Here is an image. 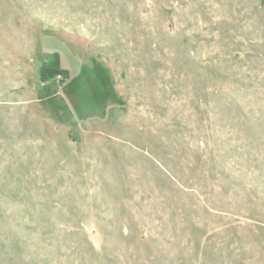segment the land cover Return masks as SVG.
I'll list each match as a JSON object with an SVG mask.
<instances>
[{"label":"rangeland","instance_id":"obj_1","mask_svg":"<svg viewBox=\"0 0 264 264\" xmlns=\"http://www.w3.org/2000/svg\"><path fill=\"white\" fill-rule=\"evenodd\" d=\"M0 264H264V0H0Z\"/></svg>","mask_w":264,"mask_h":264},{"label":"trees","instance_id":"obj_2","mask_svg":"<svg viewBox=\"0 0 264 264\" xmlns=\"http://www.w3.org/2000/svg\"><path fill=\"white\" fill-rule=\"evenodd\" d=\"M56 73H58L59 75L61 74V76H63L65 74V72L63 70H61V69H59V71H57ZM41 77H42V79L46 77L45 76V69H43V68L41 69ZM65 77L66 76H64V78Z\"/></svg>","mask_w":264,"mask_h":264}]
</instances>
